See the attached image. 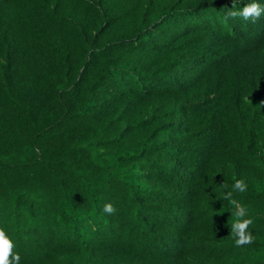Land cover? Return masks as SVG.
<instances>
[{
	"label": "trees",
	"instance_id": "obj_1",
	"mask_svg": "<svg viewBox=\"0 0 264 264\" xmlns=\"http://www.w3.org/2000/svg\"><path fill=\"white\" fill-rule=\"evenodd\" d=\"M226 6L0 0V229L20 264H264V16ZM240 178L238 248L221 184Z\"/></svg>",
	"mask_w": 264,
	"mask_h": 264
},
{
	"label": "clouds",
	"instance_id": "obj_2",
	"mask_svg": "<svg viewBox=\"0 0 264 264\" xmlns=\"http://www.w3.org/2000/svg\"><path fill=\"white\" fill-rule=\"evenodd\" d=\"M238 0H232V6L228 8L224 15V21L235 20L237 18L244 21H250L255 24L262 16H264V6L258 0H250L244 7L237 9ZM264 107V101L260 102ZM221 188L222 199L227 200L231 206V220L229 222L230 236L233 239L234 246L241 248L254 242V236L249 231V227L253 224V220L248 218L246 206L234 198V193H245L248 185L243 178L234 179L231 190L228 184L222 183ZM102 211L109 215L116 213V208L112 203H105ZM15 245L13 241L6 235L3 229H0V264H20L21 256L14 252Z\"/></svg>",
	"mask_w": 264,
	"mask_h": 264
}]
</instances>
